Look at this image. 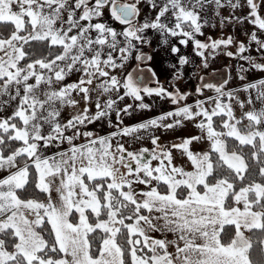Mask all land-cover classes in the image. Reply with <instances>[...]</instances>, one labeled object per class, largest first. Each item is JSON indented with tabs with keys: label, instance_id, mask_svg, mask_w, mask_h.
<instances>
[{
	"label": "rangeland",
	"instance_id": "1",
	"mask_svg": "<svg viewBox=\"0 0 264 264\" xmlns=\"http://www.w3.org/2000/svg\"><path fill=\"white\" fill-rule=\"evenodd\" d=\"M130 3L135 15L124 19L116 5ZM4 22L12 29L0 36V143H21L8 155L0 145V156L8 170L14 165L23 172L17 189L27 183L30 164L47 199L48 175L61 178L77 223L93 214L103 240L118 232L121 197L146 215L131 198L140 188L160 192V182L172 194L187 185L191 198L221 197L226 207L233 183L207 184L210 154L216 150L239 177L246 174L247 157L227 148L226 135L250 138L249 129L241 130L248 126L249 101L237 100L248 93L240 89L244 80L262 76L264 0H0V29ZM200 35L205 40L196 41ZM40 40L46 47L32 45ZM224 63L227 76L215 71ZM220 113L226 115L222 131L214 125ZM21 155L27 159L18 161ZM251 191L263 196L264 184L252 181L238 190L231 208L254 210L262 219ZM39 218L16 208L0 218V264L60 263L53 227L46 232L49 220L42 216L38 224ZM262 220L259 226L234 222L236 235L227 245L249 251L250 230ZM7 230L17 237L12 247L1 236ZM130 244L136 264L143 261L137 254L151 261L131 232Z\"/></svg>",
	"mask_w": 264,
	"mask_h": 264
},
{
	"label": "crops",
	"instance_id": "2",
	"mask_svg": "<svg viewBox=\"0 0 264 264\" xmlns=\"http://www.w3.org/2000/svg\"><path fill=\"white\" fill-rule=\"evenodd\" d=\"M199 25L203 27L201 22ZM202 36L196 41L205 40ZM259 67L262 76L260 79L244 80L240 89L248 93L240 96L241 99L237 101H249L247 122L250 128L241 125L242 131L249 129L250 132L249 141L246 142H255L264 151V68ZM215 71L219 74L224 72L227 76L230 69L224 63ZM3 160L0 156V178L12 174V171L15 175H10L8 182L6 179L0 185V218H5L15 208L24 213H39L38 224L42 216H47L62 253L59 264H125L122 249L115 241L116 233L113 236L108 235L102 241L97 257L92 256L89 232L95 225L89 224L88 217H80L78 223L72 222L74 206L68 188L63 187L61 178L49 174L47 182L51 191L50 197L43 202L31 201V205L25 206L27 201L18 200L14 195L22 183L18 178L19 173L23 172L16 171L18 169L14 165L12 171L8 170L9 166ZM220 198L216 196L213 199H196L187 194L182 199L172 193L138 189L131 199L145 206L148 213L138 216L130 224V232L132 236L140 238L141 249L151 260L149 262L137 254V259H143L137 260L138 264H252L247 256L248 246L223 245L220 232L226 222L259 226L261 215L250 209L226 208ZM132 264H136L133 256Z\"/></svg>",
	"mask_w": 264,
	"mask_h": 264
},
{
	"label": "trees",
	"instance_id": "3",
	"mask_svg": "<svg viewBox=\"0 0 264 264\" xmlns=\"http://www.w3.org/2000/svg\"><path fill=\"white\" fill-rule=\"evenodd\" d=\"M3 28L0 29V36L6 37L9 34V31L12 29L9 28L8 31H6L5 26H12V23L10 22H4L2 24ZM32 45L34 46H40V47H46L42 44L45 42L43 40L40 41H32ZM34 47L31 46V49ZM30 49V50H31ZM30 53V56L26 55V58H28V61L32 59L33 54L32 52L28 51ZM41 57L40 55H36L35 58ZM226 115L225 113L215 114L214 115V125L215 128L218 130H224L223 120L225 119ZM7 141V140H6ZM6 141L1 142V148L3 151V155H8L11 151L15 150L19 145L20 141L17 139L15 140H8L11 141V147L6 146ZM226 143L227 148L230 151H237L238 153H241L244 155V157L248 159L247 164V172L242 177L238 176V172H236L232 167H230L228 164H226L223 159L221 158L220 154L216 150H212L210 154V160L213 164V170L209 174L207 178V184L212 185L219 179H227L233 183V187L230 189V192L226 196L225 206L227 208H231L234 205V197L238 190L241 188L247 186L248 184H251L252 181H259L264 184V173L260 175L261 173L260 169L264 167V151L262 148L256 145V143H249V142H241L237 137L232 135H226ZM253 145L257 146L253 147ZM257 150V156L254 158V154ZM27 159V155H21L18 157V161L22 162L23 160ZM261 160V161H260ZM29 169V178L27 180V183L17 189V197L22 200H26L28 198H34L37 200H44L48 197V192L45 190H41L37 187V180H38V172L37 169L33 164H30L28 166ZM255 175H251V171H253ZM252 177V178H251ZM200 190L204 189L203 184H200L198 186ZM159 191L161 193H169L168 185L165 182H160L159 184ZM117 192V191H116ZM189 192V187L187 185H181L177 189L176 196L178 198H186L187 194ZM250 198L251 201H253V208L255 210H259L262 212V225L260 227H255L250 230V236H251V246L249 247L248 251V258L252 264H264V192L263 196L257 198L256 194L254 192H250ZM123 201V206L119 208L118 215L120 218H122V221L119 225L118 232L116 234V240L118 244L120 245L123 256H124V263L125 264H132V246L130 244V232H129V225L134 221L135 217L140 214H145L146 209L144 207L140 208V211H136V204H134L131 201H128L125 197H121ZM75 212L73 211L71 219L73 223H77V219L75 218ZM106 215V210L102 211V214L99 216V218H103ZM90 220L89 222L94 225V223L98 220L97 217H95L93 214L89 215ZM47 224V222H45ZM44 223V225H45ZM48 228L46 232H52L51 230V224L48 222ZM49 234V235H50ZM236 235V225L235 223L226 222L221 230L220 233V239L222 244H229L231 243ZM2 237L5 239V245L12 247L14 243L17 241V237L14 235L12 230H7L6 232L1 234ZM90 237V246H91V254L93 256H97L99 254V251L101 249V244L103 241V238L105 237V234L102 230L95 227L92 231L89 232ZM142 246V245H141ZM139 246V247H141ZM142 255L148 256V254L142 250ZM149 257V256H148ZM6 264H18V260H10Z\"/></svg>",
	"mask_w": 264,
	"mask_h": 264
},
{
	"label": "water",
	"instance_id": "4",
	"mask_svg": "<svg viewBox=\"0 0 264 264\" xmlns=\"http://www.w3.org/2000/svg\"><path fill=\"white\" fill-rule=\"evenodd\" d=\"M116 11L117 12H121V17H123L124 19H130L133 16V8L131 5H120L117 4L116 5ZM138 243V242H137Z\"/></svg>",
	"mask_w": 264,
	"mask_h": 264
},
{
	"label": "flooded vegetation",
	"instance_id": "5",
	"mask_svg": "<svg viewBox=\"0 0 264 264\" xmlns=\"http://www.w3.org/2000/svg\"><path fill=\"white\" fill-rule=\"evenodd\" d=\"M121 5V4H120ZM128 5H131L132 6V8H133V11H134V13H133V16L135 15V9H134V3H130V4H128ZM117 12V11H116ZM117 14L118 15H120L121 16V12H117ZM133 18V17H132Z\"/></svg>",
	"mask_w": 264,
	"mask_h": 264
}]
</instances>
